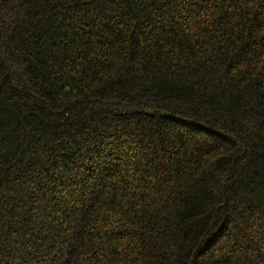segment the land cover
<instances>
[{"label": "trees", "instance_id": "obj_1", "mask_svg": "<svg viewBox=\"0 0 264 264\" xmlns=\"http://www.w3.org/2000/svg\"><path fill=\"white\" fill-rule=\"evenodd\" d=\"M0 264H264V0H0Z\"/></svg>", "mask_w": 264, "mask_h": 264}]
</instances>
